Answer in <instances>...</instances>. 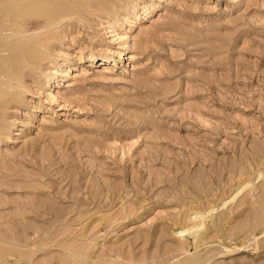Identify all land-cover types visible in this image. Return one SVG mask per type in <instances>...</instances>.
Here are the masks:
<instances>
[{
  "label": "rangeland",
  "instance_id": "374dc122",
  "mask_svg": "<svg viewBox=\"0 0 264 264\" xmlns=\"http://www.w3.org/2000/svg\"><path fill=\"white\" fill-rule=\"evenodd\" d=\"M0 264H264V0H0Z\"/></svg>",
  "mask_w": 264,
  "mask_h": 264
},
{
  "label": "bare ground",
  "instance_id": "6f19581e",
  "mask_svg": "<svg viewBox=\"0 0 264 264\" xmlns=\"http://www.w3.org/2000/svg\"><path fill=\"white\" fill-rule=\"evenodd\" d=\"M184 230H180L179 233L183 232Z\"/></svg>",
  "mask_w": 264,
  "mask_h": 264
}]
</instances>
